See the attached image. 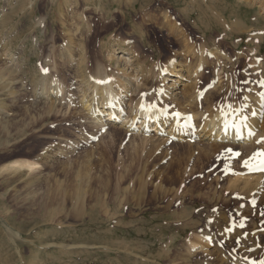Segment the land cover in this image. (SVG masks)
<instances>
[{"label":"rangeland","instance_id":"obj_1","mask_svg":"<svg viewBox=\"0 0 264 264\" xmlns=\"http://www.w3.org/2000/svg\"><path fill=\"white\" fill-rule=\"evenodd\" d=\"M205 1L0 0V264L257 259H244L241 250H263L264 236L254 235L264 233V187L243 196L231 184L251 169L259 172L247 170L248 158H241L251 150L181 135L159 141L121 124L96 128L78 92L85 89L90 99L92 77L119 71L114 57L125 48L143 68L141 74L121 67L139 80L124 81L125 115L132 116L134 94L135 102L155 104L167 115H188L170 100L159 105L160 70L174 57L194 64L188 51L203 47L200 109L210 96L217 111L247 112L243 97L264 89V10L259 0L253 6L209 0V7L219 2L214 10ZM209 23L216 28L205 33ZM34 163L43 167L28 171ZM92 244L118 254L94 252ZM201 245L207 250L200 252ZM222 251L227 254L218 258Z\"/></svg>","mask_w":264,"mask_h":264},{"label":"bare ground","instance_id":"obj_2","mask_svg":"<svg viewBox=\"0 0 264 264\" xmlns=\"http://www.w3.org/2000/svg\"><path fill=\"white\" fill-rule=\"evenodd\" d=\"M254 1L256 0H240V1L238 0L239 3L246 4L247 6H253L252 3ZM259 1L261 5L260 7L261 10H264V0H259ZM136 2H141V0H136ZM205 2H206L205 8L207 9L209 8L210 10L212 9L214 10L215 5L220 7L219 2L215 1V5L210 4L211 7L207 5L210 2L209 0H206ZM197 9L199 10L197 14L203 13L201 8H197ZM193 13H196L195 10H193ZM214 14H216V16L214 17H216L218 20L224 21L222 15H219V13L218 14L214 13ZM195 15L196 14H193L191 18L193 19ZM216 18L213 19L216 20ZM210 20L213 21L212 19H209V21ZM203 25L206 26L205 33H208L210 29L213 30L216 28L213 23H209L207 25L203 24ZM245 28H247L246 25ZM124 51L125 48L124 49L122 48L119 54L116 57H114L116 66L119 68V71L112 74V77L108 76V74L106 72H103L102 70H99L96 79L92 77L90 81V86L92 89L89 93V95L91 96L90 99H87L86 96L87 94H84L85 89L80 87V89L81 88L82 89L78 91L80 94L82 106L86 110H88L89 113L91 114V123L94 125V127L96 128L98 127L100 129L106 130L109 128L116 127L117 124L119 125L121 124L123 126H126L127 130L136 129L137 131H141V133L144 135L145 138H147L146 135L151 136L152 138L153 135L151 134L155 133V135L161 136L158 137L159 141L161 140L166 141L165 139L167 137L173 138L176 135L177 136L181 135L187 137L188 140L196 138V139H200L199 141L206 143L208 142V146H212V145L218 146L225 142L233 143V144L237 143L241 145L240 148L242 152L251 150L253 154L257 152L258 149H264V143H257L258 140L264 137V98L261 97L262 94H259V91L261 93L264 92L263 86L262 88L259 89L257 95H252V96L245 95L243 97L240 106H242V108H246L247 112H243V110L241 111L239 107L234 108L238 110L235 113H233V111L229 112V110H223V108L222 110L217 111V109H215L214 107L212 108L213 103L210 100L211 99L210 96L205 97L206 104L203 105V111L200 109L199 97L203 94V92L199 90L200 80H201V74H200L201 70H198L197 68L200 69L201 67H204L207 64V59L205 54L206 50H204L203 47H200L198 50L194 49L188 51V53H191L192 56L194 55V58L196 59V62L194 64L192 62L184 63L178 61V59L175 60L176 57H174L173 59H169L167 63H165V65L161 67L160 70L159 78L162 81H160V85L156 89V91L159 90V94L157 97V101L159 105L160 104L162 105V103H166L167 101L170 100L175 105H178L179 107H184L185 110L189 112L188 115L181 114L179 117H177L176 115H172V116H170L169 114L167 115L165 114V111L161 110L160 109L161 107H158L157 105L156 107H152L153 104L149 105L146 102H142V101L135 102L134 101L136 96L135 94L132 97L133 101L132 102L130 101V103H132V105H130V111L132 110L130 114H132V116L125 115L124 102H125V98L128 95H125V93L123 92L125 86L124 81L126 82L127 85H132V82L134 81L133 78L135 76H131V74L128 73L129 69L126 68L122 69L121 67L122 66H128L129 68L133 67L134 69L137 70L136 72L141 74L143 73V68L138 65L137 63L138 58L135 57L132 58L130 57V55L125 54ZM211 54L214 56V58L215 56H217V53H214V50H211ZM135 78L137 80L138 76H136ZM131 79L133 80L128 81ZM208 90H209L208 93L210 94L212 93V91L216 90V86L212 84L211 86L208 87ZM60 92L61 90L59 89L55 90V93H60ZM127 94H129V92H127ZM52 95H54V93ZM36 96H39V94L36 93ZM129 96L131 97L132 95L129 94ZM141 105H143V107H141ZM252 113H256V115H252ZM181 116L183 117L181 118ZM242 116L247 118L246 123L249 126H251V129L255 132V135L253 136L248 135V128L244 126L245 121L241 119ZM189 117H191L193 124L186 123V119ZM253 154L251 155L242 154L241 158H249ZM15 165L21 168L23 167V165L20 163H16ZM42 167H43L42 164L34 163V164H29L27 169L28 171H33L36 169H40ZM247 168L248 167H246V169ZM251 168L254 169V167ZM249 171H247L248 173L245 172L246 174L244 176L242 174H240L239 176H235L234 177L235 179L232 181L233 183H231L233 184V187H236L237 191L240 192V194L243 196H249L254 193H257L258 192L257 190L259 189L261 190V187L262 188L264 187V173L262 172L259 173L260 171L257 173H253L251 172L252 169ZM262 198L264 199V194L262 195ZM261 236H264V233H260L259 235L256 234L254 235L255 238L257 237L260 238ZM228 245L229 247H231L230 243H228ZM92 246L93 249L90 250H94V252L105 250L111 254H118L117 249L114 250L110 247L106 248L101 244H92ZM89 248L90 247L88 245L87 246L78 245L77 250H83V249L89 250ZM119 248L123 249L124 254H126V256L128 257L131 258L137 257L134 256L127 247H119ZM260 249L250 246L249 247L244 246V248H242L241 250L243 252L242 254H245L244 259L245 257L249 258L250 256H255L257 258L256 260H251V258L243 260L242 255L238 256V254L237 256H235L236 258H228L229 256L227 258L230 264H264V246H263V250ZM206 250H207L206 245L200 246V252ZM222 252L218 254L217 256L218 258L225 255L226 251H222ZM83 253L84 252H81V254ZM223 258H226V256Z\"/></svg>","mask_w":264,"mask_h":264},{"label":"snow or ice","instance_id":"obj_3","mask_svg":"<svg viewBox=\"0 0 264 264\" xmlns=\"http://www.w3.org/2000/svg\"><path fill=\"white\" fill-rule=\"evenodd\" d=\"M44 71L47 72L48 70L44 69ZM245 99H247V98H245ZM141 107H143V105H141ZM152 107H156V105L153 104ZM228 107L231 109L232 105L229 104ZM232 111H233V113H235L238 110L237 109H232ZM180 115H181L180 113H178V112L176 113L177 117H179ZM252 115H256V113H252ZM189 119H191V117H189ZM241 119L245 121V125L244 126L248 128V135L249 136L255 135V132L251 129V126H249L246 123L247 118L242 116ZM257 143H264V137H262L260 140H258ZM226 151L232 152V149H226ZM235 156L236 157H240L241 153L240 152H236ZM243 163H244L245 167H259L261 165H264V149H258L257 152H255L251 157H249Z\"/></svg>","mask_w":264,"mask_h":264}]
</instances>
